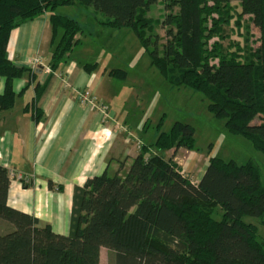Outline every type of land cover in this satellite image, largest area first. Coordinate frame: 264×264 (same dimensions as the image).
<instances>
[{
	"label": "trees",
	"instance_id": "16d2710c",
	"mask_svg": "<svg viewBox=\"0 0 264 264\" xmlns=\"http://www.w3.org/2000/svg\"><path fill=\"white\" fill-rule=\"evenodd\" d=\"M233 1L240 8L236 24L248 15L258 28L256 49L222 43ZM155 2L0 0V111L14 104V79L26 78L29 84L37 78L35 68L17 66L8 58L11 30L44 15L50 24V72L37 81L34 97L23 107L38 120L36 101L50 74L86 34L79 21L55 10L76 6L85 15L103 14V19L93 16L100 28L132 31L171 87L201 93L208 111L224 121L229 134L243 137L264 154V0H161L165 13L156 21L165 28L161 44L153 33L154 20L147 16ZM96 65L85 63L83 68L90 71ZM108 75L119 78L125 72L112 68ZM179 148H194V128L174 121L153 143L140 144L128 164L119 160L114 169L108 165L86 179L74 190L67 234L55 233L50 224L7 204L10 171L0 165V227L8 226L0 229V264H100L101 248L108 251L107 264H264V235L243 220L254 217L264 226L259 166L252 160L237 163L208 156L196 181L173 157L160 153ZM47 186L61 189L51 180Z\"/></svg>",
	"mask_w": 264,
	"mask_h": 264
},
{
	"label": "crops",
	"instance_id": "0c3cea01",
	"mask_svg": "<svg viewBox=\"0 0 264 264\" xmlns=\"http://www.w3.org/2000/svg\"><path fill=\"white\" fill-rule=\"evenodd\" d=\"M99 32L102 35V30ZM88 39L84 35L68 59L50 74L36 101L41 112L38 120L23 107L34 97L37 81L43 82L50 72L45 70L51 51L47 16L12 29L7 43L8 58L17 66L35 68L37 78L29 84L26 78L14 79V104L0 111V165L10 171L6 202L50 224L59 234L69 232L75 188L102 173L108 165L114 169L119 160L125 159L128 164L139 146H133L131 135H121L124 131L128 134V130L125 117L115 107L114 80L108 75L112 68L102 70L99 60L93 62L97 65L90 71L83 68L93 58L83 53ZM35 57L41 58L42 64L32 66ZM3 87L4 79L0 77V93ZM83 90L94 93L96 103L105 106V110L81 104L78 95ZM172 153L168 150V157ZM189 158L195 160L193 152ZM47 180L61 189H49ZM7 227L4 224L0 229Z\"/></svg>",
	"mask_w": 264,
	"mask_h": 264
},
{
	"label": "rangeland",
	"instance_id": "374dc122",
	"mask_svg": "<svg viewBox=\"0 0 264 264\" xmlns=\"http://www.w3.org/2000/svg\"><path fill=\"white\" fill-rule=\"evenodd\" d=\"M231 5L233 17L223 25L226 36L222 43L227 45L234 41L244 48L256 49L259 46L258 28L248 15H242L239 24H236L240 8L236 1ZM55 12L73 17L83 25L85 37H89L83 53L93 57L91 63L99 60L102 61V70L104 67L119 68L125 72L124 77L113 78V92L116 96L115 107L120 110L122 117H125V130H128V134L124 131L121 135L123 138L131 135L133 146L137 143H153L159 131H167L174 121H182L194 128V148H179L180 151H173L171 157L190 178L199 176L208 156L234 160L237 163L252 160L259 166L264 178V154L254 149L243 137L229 134L224 128V121L213 117L208 111L207 100L201 93L183 87H171L154 65L150 64L147 53L132 31L125 28H100L94 17L103 19V14L88 11L90 15H85L76 6H60ZM164 13L161 0H156L147 13V16L154 20L153 33L158 34L159 44L165 40V28L156 24V21H160ZM159 123L161 125L158 128ZM127 149L130 150V145ZM151 150L155 151L153 148ZM190 151L193 152L195 160H190ZM160 153L168 157V151ZM243 220L256 224L259 234L264 235V226L257 218L245 216ZM107 257L108 251L102 248L100 264H107Z\"/></svg>",
	"mask_w": 264,
	"mask_h": 264
},
{
	"label": "built area",
	"instance_id": "2783aa9c",
	"mask_svg": "<svg viewBox=\"0 0 264 264\" xmlns=\"http://www.w3.org/2000/svg\"><path fill=\"white\" fill-rule=\"evenodd\" d=\"M38 64H41V60L39 57H35L32 59V66H38ZM46 71H49V67L47 66L45 68ZM78 100L81 104L86 105L90 108H99L100 110L104 111L105 107L101 104L96 103V96L94 93L90 92L89 90H83L78 95Z\"/></svg>",
	"mask_w": 264,
	"mask_h": 264
},
{
	"label": "water",
	"instance_id": "95a60500",
	"mask_svg": "<svg viewBox=\"0 0 264 264\" xmlns=\"http://www.w3.org/2000/svg\"><path fill=\"white\" fill-rule=\"evenodd\" d=\"M40 72V70H38Z\"/></svg>",
	"mask_w": 264,
	"mask_h": 264
}]
</instances>
